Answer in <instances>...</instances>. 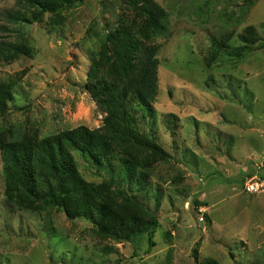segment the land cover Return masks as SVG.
<instances>
[{"label": "rangeland", "instance_id": "374dc122", "mask_svg": "<svg viewBox=\"0 0 264 264\" xmlns=\"http://www.w3.org/2000/svg\"><path fill=\"white\" fill-rule=\"evenodd\" d=\"M155 1L168 14L167 33L155 37L159 91L154 114L139 110L132 126L170 156L142 164L144 188L119 174L120 146L114 175L74 152L95 189L114 177L112 188L156 214L154 244L148 234L136 241L102 235L57 208L16 205L5 195L0 153V264H264V193L246 189L252 176L264 180V0ZM14 7L15 0H0V35L27 42L34 53L0 65V82L14 89L0 113L5 136L104 127L110 112L87 87L91 57L100 59L119 28L143 24L139 9L130 0H83L64 9L65 22L50 30L49 13L42 22L9 24L3 13ZM221 37L231 48L246 42L251 48L242 56L221 52L210 62ZM137 152L154 149L139 144Z\"/></svg>", "mask_w": 264, "mask_h": 264}, {"label": "trees", "instance_id": "16d2710c", "mask_svg": "<svg viewBox=\"0 0 264 264\" xmlns=\"http://www.w3.org/2000/svg\"><path fill=\"white\" fill-rule=\"evenodd\" d=\"M144 17L136 29L119 28L120 36L111 34V46L103 45L104 51L91 57L87 87L100 105L110 112L104 127L89 128L78 125L41 137L38 131L26 130L20 135L5 136L0 129V153L5 178V195L18 206L39 209L57 208L71 220L83 218L90 221L102 235L120 241H136L148 234L150 246L153 235L161 224L149 208H145L128 192L112 188L114 177L95 189L92 182L82 176L74 152L80 153L99 170L107 169L114 175L113 160L117 158V146L123 155L120 175L130 183L146 188L148 173L142 164L151 165L168 155L155 141L141 137L132 126L135 114L143 110L154 114V102L159 91L160 44L155 37L168 30V14L155 0H130ZM250 2L252 0H249ZM83 0H15V7L6 9L4 19L9 24L42 22L43 16L51 15L49 29L54 30L65 22L63 10ZM3 31L10 28L3 26ZM253 34L256 33L252 29ZM244 40L248 41L245 35ZM250 43L233 48L221 39H214L209 61L221 52L242 56ZM114 55L108 54V50ZM230 49V50H229ZM34 49L27 42H16L0 35V65L12 63L22 55L31 56ZM14 98V89L8 82H0V113H5L8 102ZM132 138H136L134 143ZM139 144L150 146L154 153L142 155L137 152ZM118 175V176H120ZM123 203H118L117 198ZM117 202L118 206L115 207ZM130 205V210H129ZM128 206V209L126 207ZM198 262V252L194 254ZM202 264H220L208 259Z\"/></svg>", "mask_w": 264, "mask_h": 264}, {"label": "built area", "instance_id": "2783aa9c", "mask_svg": "<svg viewBox=\"0 0 264 264\" xmlns=\"http://www.w3.org/2000/svg\"><path fill=\"white\" fill-rule=\"evenodd\" d=\"M246 189L251 193H264V180L260 176H252L247 181Z\"/></svg>", "mask_w": 264, "mask_h": 264}]
</instances>
